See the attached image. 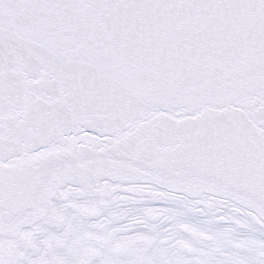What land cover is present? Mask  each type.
Listing matches in <instances>:
<instances>
[{
    "label": "snow or ice",
    "instance_id": "snow-or-ice-1",
    "mask_svg": "<svg viewBox=\"0 0 264 264\" xmlns=\"http://www.w3.org/2000/svg\"><path fill=\"white\" fill-rule=\"evenodd\" d=\"M0 264H264V0H0Z\"/></svg>",
    "mask_w": 264,
    "mask_h": 264
}]
</instances>
